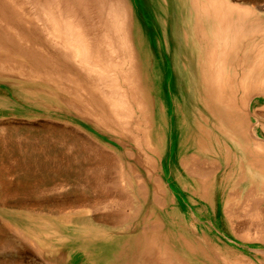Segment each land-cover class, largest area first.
I'll use <instances>...</instances> for the list:
<instances>
[{
	"label": "rangeland",
	"instance_id": "1",
	"mask_svg": "<svg viewBox=\"0 0 264 264\" xmlns=\"http://www.w3.org/2000/svg\"><path fill=\"white\" fill-rule=\"evenodd\" d=\"M100 1L106 6L108 28L140 29L147 42L155 43L157 61L168 52L177 54L184 77L171 76L166 67L158 80L161 107L151 91L153 105L137 109L129 79L123 72L116 75L108 64L116 77L114 86L123 90V111L115 117L102 107L103 124L94 125L69 107L60 110L55 105L58 98L46 94L47 88H59L60 83L50 72L64 73L51 47L56 34L30 28L23 32L29 36L22 37L13 29L6 31L14 44H0V64L11 67L0 76V264H147L149 250L163 257L165 230L181 229L173 208L185 210L188 219L183 230L186 249L164 235L172 256L177 253L194 264H264V82L246 92L237 79L226 89L229 104L221 105L216 95L209 113L193 67L185 60L195 34L181 30L187 20L182 22L174 13L184 5L165 0ZM226 3L254 14L244 17ZM208 4L232 25L222 45L234 40L239 33L234 30H243L236 40L237 52L244 60L249 51L258 54L257 62L264 66V0H204L202 5ZM71 39L67 33V42L61 41L58 50L73 47ZM15 46L23 54L18 56ZM32 52L38 54L34 61ZM66 75L76 77L69 69ZM68 81L67 96L70 91L89 94ZM90 94L98 110L102 102L95 92ZM160 115L166 119L162 128ZM105 118L122 123L110 127ZM179 119L182 124L174 131ZM250 144L258 150V163L249 158ZM184 154L192 175L184 173L178 160ZM180 181L208 188L205 205L199 206L196 195L193 205L186 203ZM223 190V196L233 200L240 192L252 191L261 206L240 204L227 213L219 205Z\"/></svg>",
	"mask_w": 264,
	"mask_h": 264
},
{
	"label": "bare ground",
	"instance_id": "2",
	"mask_svg": "<svg viewBox=\"0 0 264 264\" xmlns=\"http://www.w3.org/2000/svg\"><path fill=\"white\" fill-rule=\"evenodd\" d=\"M165 1L175 3L177 6L184 5L182 9L174 11V13H178L177 18L182 20V22L184 19L187 20L184 22L185 26H180L181 30H188L195 34V37L191 38L190 52L186 54L185 60L193 67L197 87L203 90L204 93L203 105L209 113L211 111L210 107L213 106L209 104H215L216 95L218 98H221V105L225 106L226 102L229 104L226 89H229L231 84L235 83L237 79L241 88L246 92L251 90L255 86L254 84L264 82V66L257 62L258 54L250 55L251 51H249L244 60L237 52L239 48L235 45L236 40L240 39L244 34L243 30H234V33L239 32L233 36L234 40L231 39L229 45H222L226 32L232 31V25L230 22L223 20V16L215 5H202L204 0H201L199 4L196 3L197 0ZM226 7L231 11L241 13L240 15L244 17H251L254 14L251 13L249 16L247 12H252V9L246 8L242 12V9L238 10L229 3H226ZM246 10L247 12L244 13ZM105 11L106 6L100 0H0V20L2 19L4 22L6 20L8 24L4 25L3 22L0 23V44H14L13 38L6 32L10 29L19 33L22 37L29 36L23 32H26L30 28H35L40 33L50 30L53 34H56V37L53 38L55 39L54 45L51 47L57 52V55H54L53 51L51 53L55 57V60L63 63L61 65L64 73L60 71L58 74L59 71L57 70L50 72V75L59 79L60 83L59 88L52 90L47 88L46 94L52 93L59 99L55 101V105L60 110L64 109L67 111V107H69L77 112V117L85 119L87 122L90 121L94 125L96 123L103 124L100 114L106 115L105 112L109 114L113 113V116L116 117L123 111V104L120 101L123 90L114 86L116 77L115 79L112 78V71L107 67L108 64L116 69V75L123 72V76L129 79L131 99L133 102L139 103V105L137 103V109L144 108L146 110L148 106L153 105L149 94L151 91L157 96L159 107H161L164 98L162 97L163 91L159 86L158 80L163 70H166V67H170L168 69L171 70V76L178 78L184 75L183 65L175 52H168L166 57L157 61V56H153L156 53L154 51L156 48L155 43L147 42L144 33L138 28H133V31H131L130 27H124L123 29L108 28L107 20L104 17ZM73 25L77 27H73ZM62 31L63 33H61ZM67 33L71 36V42H74V44L68 51L66 47V50L63 52L58 49L62 48L60 45L63 42L61 41L66 40L65 42H67ZM217 38L219 42H217ZM40 39L43 40V37H40ZM95 48H98L99 53H96ZM15 49L18 56L23 54L17 46H15ZM81 50L84 51V58H81ZM215 50L217 51L215 53L217 61L214 60L212 55V52ZM37 55L36 52L30 53L31 60L37 59ZM229 55H231L230 60L227 59ZM1 57H3V53L0 51ZM40 57L42 58V56ZM222 57L224 59L226 57L227 61H221ZM120 59L122 60L119 61ZM123 60L127 63L122 62ZM93 61L100 65L92 64ZM123 64L127 65L125 69L120 67ZM91 65L93 69H90ZM10 68V66L6 67L0 64V76H4V71L8 73ZM67 69L72 73H76V77L72 75V78L70 75L67 77ZM67 80L73 85L78 84V88H81L82 93L87 90L89 94L83 96L81 93L77 94L70 91L67 96ZM210 81H213V84L215 83L214 87L210 88L208 86V82ZM63 83L65 84V88L61 89L60 86ZM93 92H95V97L99 98L102 102L98 110L94 106L98 105V103L90 94ZM52 98L55 99L54 97ZM102 107L105 112L102 110ZM173 109V107L170 108L171 113H174L175 110L173 111ZM149 115L145 114L144 118H146V121L152 122L151 118L148 119ZM164 116L160 115L159 118L161 128L166 120ZM105 121L110 127L120 126L122 123L121 120L115 118L110 120L105 118ZM181 124L180 119L176 121L174 131H177ZM165 126L166 130L168 127L167 125ZM149 136L150 134L145 137L147 145L152 140V137ZM148 147L151 148V146ZM248 153L249 158L258 163L259 154L258 150L255 149V145H249ZM238 159L242 162L240 157ZM178 160L183 165L184 173L192 175L186 163V154ZM180 186L182 187L186 203L193 205L192 197L196 195L199 206L205 205L202 201L210 193L208 188L205 186L201 187L198 183L194 186H189L184 181H180ZM224 191L220 192L219 205H223L224 211L226 210L227 213H231L240 204L243 206H261L257 197L251 195L252 191H248L247 193L240 192L239 197H235L234 200L225 198L223 196ZM172 212L175 219L178 218L181 229L179 228L176 231L165 230L164 235L167 238H174L179 247L182 245L181 248L186 249L184 246L186 244V237L183 230L187 226L184 222V220L188 219V216H186L187 212L182 209L179 211L177 208H173ZM164 235L162 238L166 246L163 250V257L149 250L145 257L148 261L147 264H175V260H177L176 264H194L186 263L183 257L177 253L174 254L175 256H172L170 254L173 251L172 245L166 244V237Z\"/></svg>",
	"mask_w": 264,
	"mask_h": 264
}]
</instances>
